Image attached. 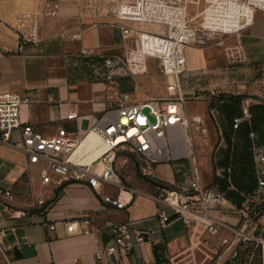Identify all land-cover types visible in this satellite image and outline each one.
I'll return each instance as SVG.
<instances>
[{"label":"crops","instance_id":"0c3cea01","mask_svg":"<svg viewBox=\"0 0 264 264\" xmlns=\"http://www.w3.org/2000/svg\"><path fill=\"white\" fill-rule=\"evenodd\" d=\"M53 5L58 10L56 18L50 16ZM77 12L73 0H0V92L29 98L31 103L20 108L21 123L45 137L54 136L58 129L84 131L105 116L114 117L122 93H131L136 100L164 95L165 79L144 75L150 61L143 62L122 39L113 19L94 24L78 18ZM17 14L34 19L38 40L21 53L17 52L18 34L26 29L15 18ZM223 40L238 47L245 62L229 65L218 55L190 47L186 51L188 74L182 77L193 76L196 83L205 77L209 88L224 90L222 99L215 98L210 109V160L199 169L203 185H215L224 196L222 205L208 215L235 227L239 223L236 210L255 187L253 149L264 146V13H257L254 23L240 34ZM82 49L86 55L80 53ZM109 58L112 67L106 68L103 62ZM106 74L113 76L114 84L105 81ZM222 77L223 82H218ZM70 113L76 119L67 120ZM14 138L15 134L11 143ZM178 145L180 153H186L183 141ZM42 167L43 163L28 160L11 145H0V187L12 193V207L36 212L34 218H10L0 209V264H132L134 258L120 252L112 259L95 258L99 249L114 245L108 229L111 223L126 224L132 243L135 231L155 233L135 250L145 264H202L197 259L201 248L215 256L211 249L215 240L202 229H186L173 218L170 208L156 202L160 187L144 183L133 172L128 170L126 183L137 191L136 199L126 211H116L83 184L41 185ZM149 177L163 186L187 190L189 165L184 161L157 165ZM102 190L107 195L115 193L110 186ZM41 196L45 204L38 210L35 200ZM260 209L258 222L264 220V201ZM160 210L172 219L163 230L158 229L156 217ZM82 221L87 222V235L67 233V223ZM45 223L54 225V230L48 231ZM221 237L230 238L227 232ZM245 258L242 253L238 264Z\"/></svg>","mask_w":264,"mask_h":264},{"label":"built area","instance_id":"2783aa9c","mask_svg":"<svg viewBox=\"0 0 264 264\" xmlns=\"http://www.w3.org/2000/svg\"><path fill=\"white\" fill-rule=\"evenodd\" d=\"M103 2L108 6L106 0ZM103 2L98 4L101 6ZM257 13H264V0H121L109 5L107 18L116 22L122 39L132 46L143 62L156 61L165 79L164 95L136 100L133 94L122 93L116 100L114 117L105 116L84 131L58 129L54 136L45 137L35 131L33 126L21 123L20 108L30 104V99L2 91L0 145H11L28 160L43 163L39 172L41 185L61 187L70 182L83 184L103 204L116 211H126L137 196L135 189L124 185L118 178L115 169L118 152H129L136 157L144 165L141 172L147 176L154 166L185 158L189 165L188 189L180 191L166 188L164 195H157L156 202L170 208L173 218L180 220L186 229L194 232L202 228L215 240L211 248L214 254L218 255L222 251V256L225 255L221 264H238L241 247L248 248L243 264H264V220L258 222L262 216L260 206L264 201V146L253 149L255 187L236 210L239 215L237 226H228L212 219L208 213L222 205L224 196L215 185L206 186L202 183L200 169L191 149L192 143L186 138L187 119L183 111L186 97L181 87V78L187 70L188 48L203 39L240 34L254 23ZM50 16L58 17L55 5ZM15 18L26 29V32L18 34L17 52L21 53L29 44L36 46L38 40L32 17L17 14ZM144 28L158 31L148 32ZM80 53L86 55L87 52L82 49ZM237 53L241 62H245L238 47L232 54ZM103 63L106 68L112 67L111 58L105 59ZM103 77L106 82L115 83L111 74ZM246 113L243 110V114ZM66 119H76V115L70 113ZM238 122L236 119L234 124ZM13 134L15 138L11 143ZM90 134L100 141L103 149L92 161L86 162V158L96 148L81 156L75 153ZM180 141L185 144L187 155H180ZM105 186L113 187L115 193H103ZM12 201V193L0 187V209L5 216L36 217L34 211L12 207ZM44 204L43 196L35 200L38 210H43ZM156 217L159 230H163L172 220L161 210ZM43 226L48 231L54 230V225L45 223ZM108 229L114 245L99 249L95 255L97 260L102 255L112 259L116 252H120L133 257L132 264H145L135 256V250L138 245L148 243L154 232L135 231V243H132L126 224L111 223ZM66 231L68 234L89 233L85 221L67 223ZM223 232H227L230 238H222ZM204 244L210 246L211 243L205 241Z\"/></svg>","mask_w":264,"mask_h":264},{"label":"rangeland","instance_id":"374dc122","mask_svg":"<svg viewBox=\"0 0 264 264\" xmlns=\"http://www.w3.org/2000/svg\"><path fill=\"white\" fill-rule=\"evenodd\" d=\"M73 1L75 2L76 7L78 9L77 12L78 18L84 21H88L89 23L102 24L108 19L107 13H108L109 5L121 0H106V2L109 3L108 6L107 4H104L103 0H73ZM100 1L103 2V4L101 3V6L100 4H98L100 3ZM96 7L99 8L96 9ZM144 30L146 31L148 30V32L158 31L154 28H144ZM225 37L228 36L203 39L201 40L200 43L193 45V47L191 48L197 50L199 53L205 52V53H212V55H218L220 57V60L221 59H223L222 61L226 60L225 63L229 65L230 64L241 65L243 62H241L239 57H237L238 53L232 54L235 53L236 46L226 45L225 41L223 40ZM148 61H150L148 62V71L144 73V75L146 76L148 74V76L153 75L154 77L159 76L162 79L156 61L154 60H148ZM200 72L203 71H199V73ZM187 74L188 72L186 70L184 76ZM192 79L193 76H190L189 80H187L185 77L181 78V85H182L181 87L186 97L185 103L183 105V111L187 119L186 138L191 141L192 143L191 149L194 153V156L196 157L198 166L202 169L205 162L207 163L209 162L210 153H211V148L208 145V141L210 139V136L212 135V129H211L212 127L209 120V117H211L210 109L214 105L215 98L216 100L222 99V96L224 95V90L222 89L219 92H217L216 89L209 88L208 80L205 77L204 79L203 78L201 79V82H197V83ZM223 80L224 78L222 77L221 79H218V82H223ZM181 155H186V154L184 153ZM183 161L184 163L185 162L188 163V161L185 160V158L180 160L179 162H183ZM141 167H144V165L129 152L124 151L117 153L115 169L119 180L124 185L135 189L131 184L126 183L128 181L127 177L129 176L128 170L130 172H133L135 176L144 183L152 184L150 177L144 175L141 172ZM163 184L165 186L167 185L165 183ZM170 187L174 190H178L174 186H170ZM165 189H166L165 187L164 189L160 187L157 190L156 195L159 194L164 195L163 191ZM201 250L203 252H197V259L199 262H202V264H218L219 262L221 263L223 261L219 259V254L222 253V251H219L218 255L213 256V253H210L209 251L202 248ZM252 264H258V263L253 262Z\"/></svg>","mask_w":264,"mask_h":264},{"label":"bare ground","instance_id":"6f19581e","mask_svg":"<svg viewBox=\"0 0 264 264\" xmlns=\"http://www.w3.org/2000/svg\"><path fill=\"white\" fill-rule=\"evenodd\" d=\"M181 140V139H180ZM181 142V141H180ZM179 142V143H180ZM96 148V151L91 153L86 162H90L93 158H95L101 151H102V146L100 141L92 134L88 135L85 140H83L79 146V148L77 149L75 155L76 156H81V155H85L90 149ZM179 151L181 152V149L178 145ZM186 148V146H185ZM187 155V150L186 153ZM181 155V153H180Z\"/></svg>","mask_w":264,"mask_h":264},{"label":"trees","instance_id":"16d2710c","mask_svg":"<svg viewBox=\"0 0 264 264\" xmlns=\"http://www.w3.org/2000/svg\"><path fill=\"white\" fill-rule=\"evenodd\" d=\"M151 183H152V185L154 186V187H163V185H161L160 183H157V182H153V181H151ZM165 187V186H164ZM165 188H169V189H172L171 187H165ZM241 252H240V256H241V254L242 253H246V255H247V251H248V248H244V247H241ZM238 263H239V261H238Z\"/></svg>","mask_w":264,"mask_h":264}]
</instances>
